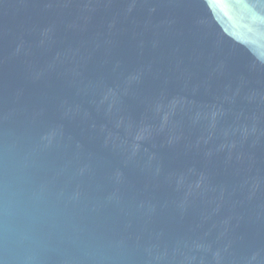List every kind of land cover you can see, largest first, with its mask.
<instances>
[{
	"label": "water",
	"instance_id": "water-1",
	"mask_svg": "<svg viewBox=\"0 0 264 264\" xmlns=\"http://www.w3.org/2000/svg\"><path fill=\"white\" fill-rule=\"evenodd\" d=\"M0 264H264V0H0Z\"/></svg>",
	"mask_w": 264,
	"mask_h": 264
}]
</instances>
